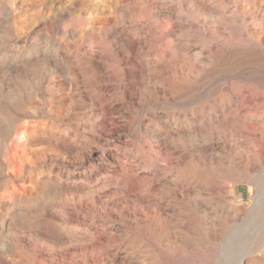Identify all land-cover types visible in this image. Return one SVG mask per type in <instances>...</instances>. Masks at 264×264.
Masks as SVG:
<instances>
[{
    "label": "rangeland",
    "instance_id": "1",
    "mask_svg": "<svg viewBox=\"0 0 264 264\" xmlns=\"http://www.w3.org/2000/svg\"><path fill=\"white\" fill-rule=\"evenodd\" d=\"M262 165L264 0H0V264H264Z\"/></svg>",
    "mask_w": 264,
    "mask_h": 264
},
{
    "label": "bare ground",
    "instance_id": "2",
    "mask_svg": "<svg viewBox=\"0 0 264 264\" xmlns=\"http://www.w3.org/2000/svg\"><path fill=\"white\" fill-rule=\"evenodd\" d=\"M196 2V1H195ZM199 4V3H198ZM200 5V4H199ZM211 14V13H210ZM257 69V68H256ZM259 69V68H258ZM261 69V68H260ZM262 71V70H261ZM122 81V80H121ZM119 84V83H118ZM121 84V83H120ZM242 89V88H241ZM247 94V93H246ZM245 95V94H244ZM240 97V96H239ZM237 99V98H236ZM260 99V98H259ZM244 100V99H243ZM236 101V100H235ZM260 103V102H259ZM262 111V110H261ZM241 112V111H240ZM103 117V116H102ZM246 117V116H245ZM258 119V118H257ZM256 119V120H257ZM244 120H246L245 118H244ZM200 122V121H199ZM100 123V122H99ZM251 125V124H250ZM101 126V125H100ZM253 126V125H252ZM254 127V126H253ZM261 127H263V126H261ZM95 128V127H94ZM98 128V127H97ZM244 128V127H243ZM257 128H259V127H257ZM240 129H242V128H240ZM246 130H247V128H246ZM261 130V129H260ZM232 131V130H231ZM240 131V130H239ZM249 131V130H248ZM263 131V130H262ZM167 132V131H166ZM251 133V132H250ZM233 134V133H232ZM240 134V133H239ZM238 135V134H237ZM257 135H259V134H257ZM254 135H252V137H253ZM161 137V136H160ZM234 138V137H233ZM254 138V137H253ZM230 139H231V137H230ZM245 139V138H244ZM254 139H257V138H254ZM165 140V139H164ZM208 140V139H207ZM160 141V140H159ZM255 141V140H254ZM258 141V140H257ZM236 142V141H235ZM234 142V143H235ZM163 144H165L164 142H162ZM249 143V142H248ZM155 144V143H154ZM210 144V143H209ZM255 144H256V142H255ZM261 144V143H260ZM223 145V144H222ZM244 145V144H243ZM160 146V145H159ZM235 146V145H234ZM154 148V147H153ZM161 148V147H160ZM215 147H213V149H214ZM263 148V147H262ZM219 149V148H218ZM226 149V148H225ZM162 150V149H161ZM234 150V149H233ZM262 150V149H261ZM101 151V150H100ZM214 151V150H213ZM225 151V150H224ZM227 151V150H226ZM229 151V150H228ZM242 151V150H241ZM259 151V150H258ZM240 152V151H239ZM257 152V151H256ZM156 153V152H155ZM214 154H215V152H213ZM223 153V152H222ZM226 153V152H225ZM94 155V154H93ZM223 155V154H222ZM99 156V155H98ZM86 157V156H85ZM96 157V156H95ZM222 157V156H221ZM231 158V157H230ZM233 158V157H232ZM90 159V158H89ZM100 159V158H99ZM102 159V158H101ZM112 159H114V158H112ZM120 159V158H119ZM234 160V159H233ZM262 160V159H261ZM248 161H249V159H248ZM113 162V161H112ZM256 163V162H255ZM93 164V163H92ZM102 164V163H101ZM123 164V163H122ZM235 164V163H234ZM127 166V165H126ZM236 166V165H235ZM259 166V165H258ZM263 166V165H262ZM237 167V166H236ZM264 167V166H263ZM96 169V168H95ZM155 169V168H154ZM153 169V170H154ZM264 169V168H263ZM125 170V169H124ZM158 170V169H157ZM240 170V169H239ZM259 170V169H258ZM42 171V170H41ZM247 171V170H246ZM40 172V171H39ZM41 173V172H40ZM104 173V172H103ZM105 174V173H104ZM39 176V175H38ZM41 176V175H40ZM107 176H110V175H107ZM111 177V176H110ZM107 178V177H106ZM263 179V178H262ZM54 180V179H53ZM127 180V179H126ZM159 180V179H158ZM162 180V179H161ZM253 180V179H252ZM43 181V180H42ZM74 181V180H73ZM92 181V180H91ZM90 181V182H91ZM257 181V180H256ZM94 182V181H93ZM99 182H101V181H99ZM96 183V182H95ZM149 183V182H148ZM152 183V182H151ZM150 183V184H151ZM173 183V182H172ZM264 183V182H263ZM263 183H262V185H263ZM89 184V183H88ZM127 184V183H126ZM169 184V183H168ZM107 185H109V184H107ZM113 185H115V184H113ZM119 185V184H118ZM121 185V184H120ZM125 185V184H124ZM249 185V184H248ZM252 185V184H251ZM92 186V185H91ZM132 186V185H131ZM264 186V185H263ZM105 187V186H104ZM130 187V186H129ZM133 187V186H132ZM108 188V187H107ZM120 188V187H119ZM124 188V187H123ZM122 188V189H123ZM176 188V187H175ZM249 188V187H248ZM252 188H254V186L252 187ZM264 188V187H263ZM131 189V188H130ZM172 189V188H171ZM191 190V189H190ZM253 190V189H252ZM261 190V189H260ZM92 191V190H91ZM122 191V190H121ZM134 191V190H133ZM232 191H234V190H232ZM124 192V191H123ZM199 192V191H198ZM97 193H98V191H97ZM122 193V192H121ZM127 193V192H126ZM262 193H263V191H262ZM190 194V193H189ZM250 194V193H249ZM102 195V194H101ZM96 196V195H95ZM106 196V195H105ZM187 196V195H186ZM196 196V195H195ZM235 196V195H234ZM244 196V195H243ZM252 196V195H251ZM101 197V196H100ZM103 198V197H102ZM101 198V199H102ZM110 198V197H109ZM108 198V199H109ZM159 198V197H158ZM174 198V197H173ZM196 198H197V196H196ZM233 199V198H232ZM100 200V199H99ZM96 201V200H95ZM107 201V200H106ZM113 201V200H112ZM234 201V200H233ZM260 201H262L261 199H260ZM110 202V201H109ZM117 202V201H116ZM187 202V201H186ZM189 202V201H188ZM252 202V201H251ZM263 202V201H262ZM103 203V202H102ZM200 203H202V202H200ZM206 203V202H205ZM234 203V202H233ZM191 204V203H190ZM193 204V203H192ZM209 204V203H208ZM235 204V203H234ZM260 204V203H259ZM258 204V205H259ZM104 205V204H103ZM154 205V204H153ZM201 204H199V206H200ZM102 206V205H101ZM202 206V205H201ZM260 206V205H259ZM168 207V206H167ZM166 207V208H167ZM257 207V206H256ZM256 207H255V210H256ZM261 207H263V206H261ZM105 208H107L106 206H105ZM104 208V209H105ZM264 208V207H263ZM160 209V208H159ZM176 209V208H175ZM251 209V208H250ZM250 209H248V210H250ZM258 209V208H257ZM114 210V209H113ZM254 210V209H253ZM246 211V210H245ZM180 212V211H179ZM186 212V211H185ZM259 212H260V210H259ZM246 213V212H245ZM245 213H243V214H245ZM250 213V212H249ZM258 213V212H257ZM114 214H115V211H114ZM200 214V213H199ZM255 214V213H254ZM115 216V215H114ZM253 216V215H252ZM262 216V215H261ZM119 217V216H118ZM255 217H257L256 215H255ZM259 218V217H258ZM263 218V217H262ZM238 221H239V219H238ZM84 222V221H83ZM230 222V221H229ZM124 223V222H123ZM130 223V222H129ZM191 223V222H190ZM189 223V224H190ZM225 223V222H224ZM232 223V222H231ZM191 224H193V223H191ZM84 225V224H83ZM125 225V224H124ZM201 225V224H200ZM227 225V224H226ZM224 226H225V224H224ZM87 227V226H86ZM188 227H189V225H188ZM187 227V228H188ZM233 227V226H232ZM236 227V226H235ZM78 228V227H77ZM154 228H156V227H154ZM225 228V227H224ZM80 229V228H79ZM161 229V228H160ZM181 229V228H180ZM230 229V228H229ZM190 230V229H189ZM183 231H186V230H183ZM195 231V230H194ZM245 231V230H244ZM155 232V231H154ZM158 232V231H157ZM175 232V231H174ZM182 232V231H181ZM85 233V232H84ZM193 233V232H192ZM198 233V232H197ZM86 234V233H85ZM157 234V233H156ZM155 234V236L157 237V235ZM199 234V233H198ZM154 235V234H153ZM159 235H160V233H159ZM183 235V234H182ZM181 235V236H182ZM193 235V234H192ZM196 235V234H195ZM241 235V234H240ZM194 236V235H193ZM192 237V236H191ZM198 237V236H197ZM194 238H196V236L194 237ZM243 238V237H242ZM224 239H225V237H224ZM245 240H246V238H245ZM193 241H195V240H193ZM241 241H243V240H241ZM190 242V241H189ZM244 242V241H243ZM243 242H242V244H243ZM255 242V240L252 242V243H254ZM193 243V242H192ZM195 244V243H194ZM197 244V243H196ZM228 244V243H227ZM238 244V243H237ZM250 244V243H249ZM230 245V244H229ZM85 246V245H84ZM191 246V245H190ZM232 246V245H231ZM197 247V246H196ZM245 247V246H244ZM187 248H189V247H187ZM225 248V247H224ZM239 248H240V246H239ZM239 248H237V249H239ZM77 249V248H76ZM87 249V248H86ZM195 249V248H194ZM234 249V248H233ZM236 249V250H237ZM80 251V250H79ZM78 251V252H79ZM100 251V250H99ZM98 251V252H99ZM102 251V250H101ZM189 251V250H188ZM193 251V250H192ZM228 251V250H227ZM243 251V250H242ZM248 251V250H247ZM246 251V252H247ZM81 252V251H80ZM79 252V253H80ZM83 252V251H82ZM94 252H96L95 250H94ZM236 252V251H235ZM101 253V252H100ZM103 253H104V251H103ZM254 253V252H253ZM96 254H98V253H96ZM155 254V253H154ZM240 254V253H239ZM239 254H237L238 256H239ZM243 254H245V252L243 253ZM248 254V253H247ZM102 255V254H101ZM242 255V254H241ZM240 255V256H241ZM75 256V255H74ZM227 256V255H226ZM237 256V257H238ZM254 256V255H253ZM95 258H96V255L94 256ZM152 257V256H151ZM232 257H233V255H232ZM242 257H245V255L244 256H242ZM242 257H240L239 258V260H237V263L236 264H241L242 263V260H243V258ZM94 258V259H95ZM220 258H221V256H220ZM223 258V257H222ZM228 258V257H227ZM249 258V257H248ZM254 258V257H253ZM44 259V258H43ZM98 259V258H97ZM56 260V259H55ZM76 260H77V258H76ZM86 260V259H85ZM223 260V259H222ZM221 260V261H222ZM233 261L234 260H236V259H232ZM46 261V260H45ZM60 261V260H59ZM43 262V261H42ZM96 262V261H95ZM103 262V261H102ZM153 262V261H152ZM218 262V261H217ZM220 262V261H219ZM218 262V263H219ZM49 263V262H48ZM51 263V262H50ZM84 263V262H83ZM144 263V262H143ZM151 263V262H150ZM217 263V264H218ZM224 262L222 261V264H223ZM73 264H74V262H73ZM230 264V263H229Z\"/></svg>",
    "mask_w": 264,
    "mask_h": 264
}]
</instances>
